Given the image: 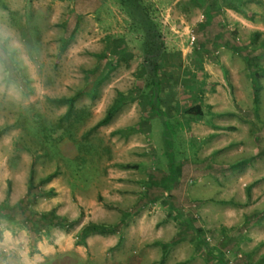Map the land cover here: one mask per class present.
Segmentation results:
<instances>
[{"label": "rangeland", "instance_id": "374dc122", "mask_svg": "<svg viewBox=\"0 0 264 264\" xmlns=\"http://www.w3.org/2000/svg\"><path fill=\"white\" fill-rule=\"evenodd\" d=\"M7 180L78 241L157 223L146 264H264V0H0Z\"/></svg>", "mask_w": 264, "mask_h": 264}, {"label": "crops", "instance_id": "0c3cea01", "mask_svg": "<svg viewBox=\"0 0 264 264\" xmlns=\"http://www.w3.org/2000/svg\"><path fill=\"white\" fill-rule=\"evenodd\" d=\"M203 130L212 143L217 142V148L227 143L226 130L219 123L209 124ZM237 140L240 144L241 137H237ZM142 224L130 223L126 234L95 232L80 242L76 231L50 228L38 238H32L18 224L12 225L0 219V264H133V259L138 260L136 264H143V261L146 264L145 254L132 257L129 251L130 245L139 241L140 236L143 242L150 233L148 229L155 228L157 223H144L147 231H139L143 228Z\"/></svg>", "mask_w": 264, "mask_h": 264}, {"label": "trees", "instance_id": "16d2710c", "mask_svg": "<svg viewBox=\"0 0 264 264\" xmlns=\"http://www.w3.org/2000/svg\"><path fill=\"white\" fill-rule=\"evenodd\" d=\"M146 22V21H145ZM146 26V24H145ZM147 29V27H146ZM55 104H62L65 103L63 99H54L52 100ZM114 111L111 109L106 117L102 120L101 124H104L110 120L113 116ZM56 175L48 176L45 181H51ZM6 196H5V204L4 206H0V219H3L9 223H17L20 227L25 229L30 233V235L39 237L43 232H48L50 228H62L63 223L67 222L64 218L56 215L53 211L46 213V212H38L33 209V206L36 204L37 199L40 197H47L49 195L55 194L54 191L51 189L47 193L43 191L40 187H34L31 183L28 186L26 194L21 199V201L13 206L8 205V200L10 199L11 195V186L12 183L10 180L6 182ZM19 211V217L15 218L14 213ZM68 228L69 226H65ZM82 237H86L84 233H82ZM87 234V233H86ZM83 238L80 240L82 242Z\"/></svg>", "mask_w": 264, "mask_h": 264}]
</instances>
